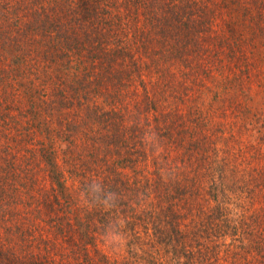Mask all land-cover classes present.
Returning a JSON list of instances; mask_svg holds the SVG:
<instances>
[{"label":"rangeland","instance_id":"obj_1","mask_svg":"<svg viewBox=\"0 0 264 264\" xmlns=\"http://www.w3.org/2000/svg\"><path fill=\"white\" fill-rule=\"evenodd\" d=\"M66 36L78 44L69 53L73 64L65 54L55 57L61 56L58 39ZM94 71L101 82H94L92 96L82 93L86 100L78 95L84 104H76L74 124L65 128L53 113L54 137L64 135L60 149L72 136L78 147L69 156L58 151L55 170L41 164L46 162L39 157V133L22 134L30 102L40 112L49 109L41 85L48 97L59 80L79 86ZM50 77L54 80L46 81ZM96 105L102 113H117L127 126L139 117H160L153 119L147 144L128 156L144 174L153 163H252L247 171L263 185L264 0H0V251L7 264H206L182 257L175 248L168 254L151 225L148 234L143 223L130 231L120 216L110 215L106 226L94 216L110 204L105 200L94 210L69 163L85 147L91 153L94 136L104 140L108 134L97 125L93 130L80 124ZM116 132V148L134 144L135 132L133 138ZM162 133L173 146L156 141ZM99 146L100 152L107 149ZM107 155L106 163H113L115 156ZM54 171L68 180L69 196L60 198L68 202L63 211L51 208L54 191L60 194L62 188ZM257 190L249 206L264 210V190ZM158 200L148 199L153 211H160ZM241 206L239 213L246 207ZM19 210L26 211L24 217ZM69 212L79 219H72L67 237L39 218L43 213L49 221V215ZM229 234L215 239L207 264H240L226 252L234 242Z\"/></svg>","mask_w":264,"mask_h":264},{"label":"trees","instance_id":"obj_2","mask_svg":"<svg viewBox=\"0 0 264 264\" xmlns=\"http://www.w3.org/2000/svg\"><path fill=\"white\" fill-rule=\"evenodd\" d=\"M57 44L61 50V56L55 55L58 59L63 58L64 54L69 57L72 49H79L78 44L72 45L71 39L67 36L58 39ZM97 51H101V49ZM69 60V63L73 64V60L71 58ZM93 67L97 69V66ZM90 75L91 77H89ZM90 75H87V79L79 86L68 85L59 80L58 85L52 84V93L48 97H46L45 90H42V88L46 89L45 85H41L40 96L43 103L50 102L49 109L45 107L40 112L36 103L30 102L22 134L33 137L39 133V137L42 138V141L38 143L41 145V156L39 155V157L40 160L43 159L42 161L46 162L41 164H45V166L50 164L54 170L59 166L58 151H62L60 142L63 141L64 135L58 140L54 137L55 132L51 129L54 114L57 115L58 122L65 128L68 124L70 126L74 124L72 121L77 115L74 112L76 104L79 103V107L83 106L81 96L83 100H86L82 93L86 91L88 95L92 96L94 82L96 84L101 82L100 77L95 78V71ZM92 77L96 81H93ZM53 80L54 78L50 77L46 81ZM80 94L81 96H78ZM87 115L90 116L86 119L80 118L82 120L80 124L91 127L93 130V127L97 125L101 129V134L105 132L108 134L101 136L104 140H100L99 136H94L91 153L87 152L90 147H85L86 154L74 153L71 157L74 163L70 161L69 164L75 171H78L73 180L79 183L81 192L95 205L94 210L103 207V201L109 202V210L94 214V216L100 217V221L104 223L102 226L108 224L106 220L110 215L122 217L123 225L128 226L130 231L135 230L143 223L149 234L151 225L161 237L160 244L166 247L168 254L171 252L169 247L175 248V253L181 252L182 257L194 258L195 262L206 264L211 260L210 254L214 248L215 239L222 236V233L225 235L226 232H230L229 235L234 242L229 244V250L226 252L234 257L235 262L264 264V210L252 209L249 206V204L252 206L255 195L259 193L257 189L264 190V181L263 185L258 183L257 177L247 171L246 165L248 164V168H250L252 163H181L182 165L180 163H153L152 168L148 170L149 174H144V169L135 167L134 157L128 156L137 153L139 144H147V137L153 135V129L155 130L153 119L159 116L154 114L153 117L147 116V119L139 117L132 124L130 123V126H127L124 119L120 118L117 113L113 111L102 113L97 105L93 106ZM60 116L66 121L59 118ZM118 130L127 133V136H129V132L131 138L135 132L134 144L123 143L126 144V149L122 145L116 148L114 140H117L116 133L118 132L116 131ZM140 131L142 134L138 133ZM160 132L162 131L156 132L155 135ZM165 133L159 137L160 141H156L162 142L166 148H169L173 146V141L167 143L165 139L163 140ZM65 134L67 136L68 131ZM72 137V139L66 137L67 139L64 140H70L67 148L62 151L66 156L71 155L78 147L75 136ZM127 139L129 138L127 137ZM101 143L106 144L105 148L107 149H103L106 154H102L103 152L99 150ZM107 153L115 156L113 163H106L109 159ZM94 168H97V171L93 170ZM132 168H134L132 170L134 174L130 175L128 170ZM178 169L179 172L176 171ZM54 175L62 188L60 194L54 191L56 202H51V208H60L63 211L68 202L61 199L69 196L68 180L63 174L56 177L55 171ZM152 196H157L159 199V212L153 211L148 205V199ZM24 204L27 206L26 202ZM244 204L249 207H243L245 209L241 213L237 212ZM112 209L113 211L116 209V213H113ZM19 211L20 216L24 217L26 211ZM59 214L55 217L49 215L51 219L49 221L43 218V213H40L39 218L45 224H51L52 229L56 230L59 237H67L66 228L69 230L70 225H73L72 219L78 221L79 217L76 213L70 212L63 216ZM9 218L4 216L3 220L9 221ZM16 224L20 227L24 226L23 222L20 224L16 222ZM12 229L21 231L17 227H12ZM7 230L10 231V228ZM48 247L45 245V249ZM43 250H39L41 254H45ZM5 259V254L0 251V264H7Z\"/></svg>","mask_w":264,"mask_h":264}]
</instances>
